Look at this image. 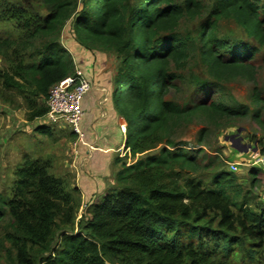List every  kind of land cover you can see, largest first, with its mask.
Masks as SVG:
<instances>
[{"label": "trees", "instance_id": "1", "mask_svg": "<svg viewBox=\"0 0 264 264\" xmlns=\"http://www.w3.org/2000/svg\"><path fill=\"white\" fill-rule=\"evenodd\" d=\"M204 8L203 0H0V23L19 33L17 40L0 39V54L11 62L0 69V96L12 105L22 97L28 121L47 114L50 88L76 70L58 40L74 18L80 46L121 60L112 102L126 127L124 149L142 156L123 163L117 186L88 205L79 232V188L55 175L49 159L27 157L14 172L11 196L0 194V222L9 219L0 250L10 243V264H264L257 168L246 188L235 172L202 162V148L190 152L170 140L176 126L193 118L222 126L247 114L208 95L189 107L167 99L179 77L172 68L184 69L191 56L192 39L179 33L185 18H202L194 41L215 82L255 83L253 118L264 125V95L256 83L264 0H214L205 17ZM222 20L239 26L246 40L221 38ZM37 39L42 43L31 53ZM37 130L54 135L47 126Z\"/></svg>", "mask_w": 264, "mask_h": 264}, {"label": "rangeland", "instance_id": "2", "mask_svg": "<svg viewBox=\"0 0 264 264\" xmlns=\"http://www.w3.org/2000/svg\"><path fill=\"white\" fill-rule=\"evenodd\" d=\"M203 2L205 4V17L207 16V12L211 8L214 0H203ZM42 12L46 14L44 9H42ZM73 20L74 18L68 20L65 28L60 33L58 40L61 44L66 40L68 34H66L65 31L67 29L70 30V34L74 35ZM200 20H202V18L193 20L185 18L181 22L179 33L183 37L185 35L190 36L192 39V51L189 62L184 69L177 70L172 68L179 77L173 82V86L167 95V99L172 100L181 106L189 107L194 105L199 99H205V96L208 95L207 99L209 101L222 102L228 106L246 112L247 114L245 117L225 122L222 126L205 123L199 118H193L190 121L183 122L176 126L170 133V140L186 148L190 152L202 148L203 151L200 154V160L202 162L206 163L213 160L217 165L216 167H220L226 171H230L229 162L237 161L241 163L239 171L235 174L239 178V182L248 188L251 180L250 172L252 167L244 165L246 158L245 154L243 155V153L236 150L232 146L231 141L227 138L236 135V138H242V144H249L252 148L258 146L262 149V147H264V125L258 124L253 118V113L259 108L252 98L255 83L243 78L220 83L215 82L212 79L208 74L206 67L201 62L197 50V42L194 41ZM219 29V36L221 38L231 39L239 36L244 41L246 40L245 37H243V33L240 31L239 26L232 21L222 20ZM18 37L19 33L11 23H0L1 40H17ZM41 43L42 40L37 39L34 47L30 48V52L33 53L35 48L40 46ZM97 52L100 54L101 60L99 61L98 59L95 61L96 63L93 64V68L90 67L92 68L90 72L92 77L94 76L105 80L109 97L106 105L110 106L113 104L112 91L121 60L114 52ZM258 56L259 57L256 61V66L258 68L256 83L258 89L264 95V48L261 49ZM83 63L85 64V61ZM10 65L11 62L5 57V55L0 54V69L9 68ZM89 65L91 64L89 63ZM6 96L7 95H4L3 97L0 96V194L7 198L11 196V184L14 180V172L22 165L26 157L30 155L33 156V154L49 159L53 166L52 172L57 176L64 177L72 188H77L79 181L82 179L85 182L87 179L86 175H91L92 170L96 169H93L95 167H93L92 163L85 164L78 162L79 155L76 156L75 151L79 148L78 142L80 140L77 134L72 131V127L64 123L52 125L46 122L43 118V120H34L35 122L28 121L22 97H12L15 101L12 105V103L7 102L4 99ZM43 122L50 126V129L54 134L53 137H48L41 133V135H39L37 134L38 130L34 135L28 134L31 133L29 131L34 130L36 126H43ZM115 126L117 127V134L121 137V140L119 141L121 146L123 144L122 141H124V130H126L122 118L117 117V123H115ZM204 129L205 133L203 132ZM165 145L164 140L162 144L153 149L150 153H158L159 148ZM123 147L124 146L122 145L119 151L116 150V152H114L113 163L108 166V171L111 173V176L109 178L103 177L105 183L100 181L106 188L105 194L107 191H110L117 186L115 177L118 170L121 169L122 164H132L137 158L142 157H131ZM170 148L174 149L173 147ZM257 170V175L261 179V183L254 190V195L257 197L255 199L256 202L261 201L259 195L264 194V169L257 168ZM213 172H215V168L203 170L199 176L200 178H209ZM91 176L96 178L98 175ZM103 178L100 177L97 178V180ZM78 195L80 208L77 214L74 232L82 230L81 221L85 210H87L88 205L98 200V198L96 199L93 197L92 202L87 201L86 198H84L86 195H83L80 189ZM262 199H264V197ZM8 220L9 219L6 218L4 221L0 222V237H2L8 230ZM7 248H10V243L5 242L4 248L0 250V264H10L6 257Z\"/></svg>", "mask_w": 264, "mask_h": 264}, {"label": "crops", "instance_id": "3", "mask_svg": "<svg viewBox=\"0 0 264 264\" xmlns=\"http://www.w3.org/2000/svg\"><path fill=\"white\" fill-rule=\"evenodd\" d=\"M65 33L68 35L63 45L72 54L76 63V69H80L92 83L91 91L83 100V109L85 113L81 121V130L84 133V139L78 142L79 148L75 151V155H79V163H92L93 167H95L93 169H96L91 172V175H98L96 178L91 175H86L87 179L85 182L82 179L78 184L81 193L86 195L84 198L92 202L93 197L99 199L105 195L106 188L103 184L105 183L103 177L109 178L111 176V173L108 171V166L112 165L115 155L114 152H116V150L119 151L122 145L124 146V141H122L123 144L120 146L119 141L121 137L117 134V127L115 126L117 117L119 116H117L114 104L110 106L106 105L109 97L105 80L94 76L92 77L90 72L94 66L93 64L96 63L95 61L98 59L99 61L101 60L100 54H98L97 51H89L80 46V44L76 42L73 34H70V30L67 29ZM84 61L85 64L87 63L86 66L83 63ZM89 63L91 65H89ZM42 118L45 120L44 117ZM42 118H37L36 120L38 121ZM44 123L45 122H43V126L50 127L48 124ZM38 127L39 125L36 126L34 130L29 131L31 133L28 134H36L35 132ZM37 134L41 135L39 132ZM28 157L37 158L40 156L33 154V156L30 155ZM100 177L103 179L97 180V178ZM100 181H103V183Z\"/></svg>", "mask_w": 264, "mask_h": 264}, {"label": "built area", "instance_id": "4", "mask_svg": "<svg viewBox=\"0 0 264 264\" xmlns=\"http://www.w3.org/2000/svg\"><path fill=\"white\" fill-rule=\"evenodd\" d=\"M91 89V81L86 78L80 69H76L72 75L55 83L50 88L46 100L48 108L47 114L44 116L46 122L52 125L61 123L70 125L79 140L83 141L84 133L81 130V121L85 113L83 100ZM244 154L246 156L245 166L264 169V152L258 146L253 147L248 153ZM228 164L230 171L235 173L239 171L241 163L233 161ZM260 196L263 198L264 194H260Z\"/></svg>", "mask_w": 264, "mask_h": 264}, {"label": "water", "instance_id": "5", "mask_svg": "<svg viewBox=\"0 0 264 264\" xmlns=\"http://www.w3.org/2000/svg\"><path fill=\"white\" fill-rule=\"evenodd\" d=\"M227 139H229L232 146L241 153H247L250 149H252L249 144H242V138H236V135H232ZM254 151H256V149H254Z\"/></svg>", "mask_w": 264, "mask_h": 264}]
</instances>
